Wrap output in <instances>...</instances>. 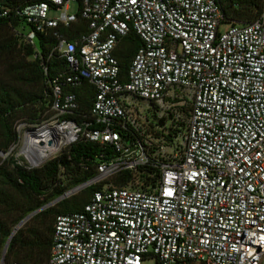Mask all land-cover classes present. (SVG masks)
<instances>
[{"label": "built area", "instance_id": "obj_1", "mask_svg": "<svg viewBox=\"0 0 264 264\" xmlns=\"http://www.w3.org/2000/svg\"><path fill=\"white\" fill-rule=\"evenodd\" d=\"M12 12L36 58L40 37H52L50 57L67 66L49 82L53 155L81 141L116 153L60 196L102 185L80 212L56 217L45 264H264V0L249 24L228 21L220 0L0 4V18ZM79 21L84 34L61 33ZM131 32L141 47L122 83L113 52ZM83 83L94 90L88 114L65 90ZM30 126H16L15 146Z\"/></svg>", "mask_w": 264, "mask_h": 264}, {"label": "trees", "instance_id": "obj_2", "mask_svg": "<svg viewBox=\"0 0 264 264\" xmlns=\"http://www.w3.org/2000/svg\"><path fill=\"white\" fill-rule=\"evenodd\" d=\"M31 2L0 0L1 5L19 11ZM220 3L226 19L233 24L255 21L262 8V0H220ZM22 21L15 12L7 18H0V153L5 156L18 142L15 131L17 123L35 126L50 117L49 82L59 71L67 72L63 60L57 59L56 55L50 57V50L56 44L52 37H40L42 58L34 56L33 49L15 33ZM85 32L86 24L83 21L69 30H61L70 40ZM140 47V40L131 32L114 50L120 82H127V70ZM65 90L76 95L81 112L88 114L94 98L93 88L83 83L78 88ZM115 155L112 148L81 141L39 169H27L14 163L11 157H6L0 165V260L7 240L24 218L49 205L67 190L92 179L97 165L113 159ZM127 178L129 175L125 173L114 179L113 183L123 187ZM101 187L90 186L34 215L29 228L20 227L11 237L5 264H45L50 255L56 217L80 212L92 194Z\"/></svg>", "mask_w": 264, "mask_h": 264}, {"label": "bare ground", "instance_id": "obj_3", "mask_svg": "<svg viewBox=\"0 0 264 264\" xmlns=\"http://www.w3.org/2000/svg\"><path fill=\"white\" fill-rule=\"evenodd\" d=\"M43 128H45V130H43ZM39 129L42 130L41 135L37 132ZM52 133L53 129L50 125H45L34 131L27 132L22 154L26 155L28 162L33 167L41 165L57 151V144H53V142L49 140V136Z\"/></svg>", "mask_w": 264, "mask_h": 264}, {"label": "rangeland", "instance_id": "obj_4", "mask_svg": "<svg viewBox=\"0 0 264 264\" xmlns=\"http://www.w3.org/2000/svg\"><path fill=\"white\" fill-rule=\"evenodd\" d=\"M77 10H78V8H77V5L75 4V3H70L69 4V6H68V13H70V14H76L77 13ZM52 18H55V17H57V13H55V12H50V14H49ZM226 29V26H221L220 27V32H222L223 30H225ZM181 115H182V117H183V122L181 123V124H179L180 125V129H181V131L182 132H184L185 131V128H186V126H185V123H184V121L186 120V118H185V116H186V111H182L181 112ZM148 118V120H150V118L149 117H147ZM19 123H17L16 125H15V128H16V126L18 125ZM20 124H24V123H20ZM45 122H41L40 124H38V125H32V126H30V127H32L33 129L34 128H41V127H43V126H45ZM27 125V124H26ZM166 125V124H165ZM168 125V124H167ZM29 126H21L20 127V129H19V133H20V135H21V137L22 136H24V134H25V132H26V130H27V128H28ZM43 130H45V128H43ZM37 132H39L40 133V135H41V133H42V130L41 129H39ZM23 149H24V145H23V147H22V142L19 144V145H17V146H14V147H12L11 149H10V151H9V154L8 155H3V154H1L0 153V165H2L3 164V162L6 160V157H8L9 156V158L11 157L13 160H14V163H16L17 165H20V166H25V167H27V166H29V162H28V160H27V158H26V155L25 154H22V151H23ZM56 155H52V156H50V158H48L47 160H45L41 165H39V166H37V167H33L32 169H39V168H41V166H43L45 163H47L48 161H50V160H52L54 157H55ZM30 222H31V219H29L21 228H29V226H30ZM20 228V229H21ZM13 229V228H12ZM4 264H5V260H4ZM142 264H155V262H154V260H152V259H146V260H144L143 262H142ZM172 264H182V263H172Z\"/></svg>", "mask_w": 264, "mask_h": 264}, {"label": "water", "instance_id": "obj_5", "mask_svg": "<svg viewBox=\"0 0 264 264\" xmlns=\"http://www.w3.org/2000/svg\"><path fill=\"white\" fill-rule=\"evenodd\" d=\"M62 199V197H59L57 198L56 200H54L52 203H50L49 205L47 206H44L42 207L41 209L33 212L32 214L28 215L26 218H24L19 224L18 226L14 229V231L12 232L10 238L7 240L4 248H3V252H2V256H1V260H0V264H4V260H5V255H6V251L8 249V246H9V242H10V239L11 237L16 233V231L23 226V224H25L29 219H31L34 215H36L37 213H39L40 211L44 210L45 208L49 207V206H52V205H55L56 203L60 202Z\"/></svg>", "mask_w": 264, "mask_h": 264}]
</instances>
